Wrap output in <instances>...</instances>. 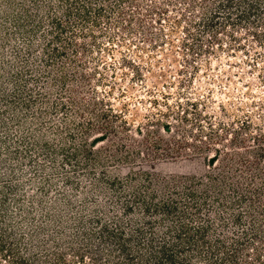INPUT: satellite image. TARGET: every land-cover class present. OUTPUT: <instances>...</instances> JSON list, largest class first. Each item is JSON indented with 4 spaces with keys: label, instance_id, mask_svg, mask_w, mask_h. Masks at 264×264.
Wrapping results in <instances>:
<instances>
[{
    "label": "rangeland",
    "instance_id": "rangeland-1",
    "mask_svg": "<svg viewBox=\"0 0 264 264\" xmlns=\"http://www.w3.org/2000/svg\"><path fill=\"white\" fill-rule=\"evenodd\" d=\"M0 264H264V0H0Z\"/></svg>",
    "mask_w": 264,
    "mask_h": 264
}]
</instances>
